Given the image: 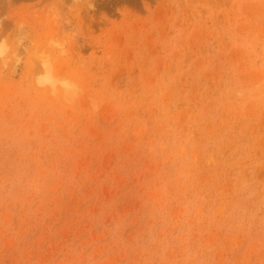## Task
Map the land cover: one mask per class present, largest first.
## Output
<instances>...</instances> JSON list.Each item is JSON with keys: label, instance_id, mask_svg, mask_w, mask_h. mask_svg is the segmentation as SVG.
Here are the masks:
<instances>
[{"label": "rangeland", "instance_id": "rangeland-1", "mask_svg": "<svg viewBox=\"0 0 264 264\" xmlns=\"http://www.w3.org/2000/svg\"><path fill=\"white\" fill-rule=\"evenodd\" d=\"M90 3L0 0V264H264V1Z\"/></svg>", "mask_w": 264, "mask_h": 264}, {"label": "clouds", "instance_id": "clouds-1", "mask_svg": "<svg viewBox=\"0 0 264 264\" xmlns=\"http://www.w3.org/2000/svg\"><path fill=\"white\" fill-rule=\"evenodd\" d=\"M76 2L91 7L90 0H73V3ZM65 24H72V19L67 18ZM0 25H2V21H0ZM78 37L77 30L73 27L71 31L65 32L64 38L50 40L48 46L58 50L60 56H67L69 39L76 41ZM26 42L28 46H25ZM31 46L30 32L23 23L16 25L14 36L0 38V77L15 75L17 69L27 62L28 50ZM22 48L26 55H20L19 50ZM38 62L42 70L35 75L37 88L49 89L53 95L57 90H62L64 99L69 103L80 94L81 88L75 81L56 76L51 55L41 52Z\"/></svg>", "mask_w": 264, "mask_h": 264}, {"label": "bare ground", "instance_id": "bare-ground-1", "mask_svg": "<svg viewBox=\"0 0 264 264\" xmlns=\"http://www.w3.org/2000/svg\"><path fill=\"white\" fill-rule=\"evenodd\" d=\"M263 1H264V0H263ZM254 2H255V1H254ZM261 2H262V1H260V3H261ZM211 3H212V2H211ZM250 3H251V2H250ZM250 3H249V4H250ZM251 4H252V3H251ZM261 5H262V4H261ZM246 6H249V5H246V3H245L244 7H246ZM251 6H253V4H252ZM241 7H242V6H241ZM254 7H255V6H254ZM257 7H258V6H257ZM249 8H250V7H249ZM249 8H247V9H249ZM242 9H243V8H242ZM251 9H254V8H251ZM257 9H258V8H257ZM257 9H256V10H257ZM244 10H245L246 12L248 11V10H246V9H244ZM249 10H250V9H249ZM261 10H262V9H261ZM257 11H258V10H257ZM254 12H256V11H254ZM261 12H262V11H261ZM247 13H248V12H247ZM250 13H251V12H250ZM263 13H264V12H263ZM229 14H231V13H229ZM248 14H249V13H248ZM253 14H254V13H253ZM259 14H260V13H259ZM259 14H258V15H259ZM261 14H262V13H261ZM236 15H237V14H236ZM246 16H248V15H246ZM254 18H255V17H254ZM240 19H241V18H240ZM250 19H251V18H250ZM37 21H39V20H37ZM42 22H43V21H42ZM248 22H249V21H248ZM38 23H39V22H38ZM239 23H240V22H239ZM35 24H37V23H35ZM43 24H44V22H43ZM247 24H248V23H247ZM247 24H246V25H247ZM41 25H42V23H41ZM54 25H55V24H54ZM250 25H251V24H250ZM37 26H38V25H37ZM37 26H36V27H37ZM40 27H41V26H40ZM44 27H45V26H44ZM237 27H238V26H237ZM239 27H241V26H239ZM40 29H41V28H40ZM40 29H39V31H40ZM45 29H46V28H45ZM1 30L4 31V29H1ZM238 30H239V29H238ZM238 30H237V32H238ZM92 32H93V31H92ZM92 32H91V33H92ZM1 33H2V32L0 31V34H1ZM41 34H42V33H41ZM46 38H47V37H46ZM48 38H49V37H48ZM258 38H260V37H258ZM41 39H42V38H41ZM259 40H260V39H259ZM223 41H224V40H223ZM252 54H253V53H252ZM242 56H243V55H242ZM248 56H249V55H248ZM241 58H242V57H241ZM243 59H244V58H243ZM236 60H237V59H236ZM221 80H222V79H221ZM242 80H243V79H242ZM221 82H222V81H221ZM216 88H217V87H216ZM217 89H218V88H217ZM221 89H222V88H221ZM223 91H224V90H223ZM217 93H218V92H217ZM262 93H263V92H262ZM254 99H255V98H254ZM254 99H253V100H254ZM255 101H257V100H255ZM232 102H233V101H232ZM236 102H237V101H236ZM244 102H245V101H244ZM244 102H243V103H244ZM216 103H217V102H216ZM233 104H234V103H233ZM238 104H239V102H238ZM263 104H264V103H263ZM232 106H233V105H232ZM240 106H241V105H240ZM245 107H246V106H245ZM258 108H259V107H258Z\"/></svg>", "mask_w": 264, "mask_h": 264}]
</instances>
